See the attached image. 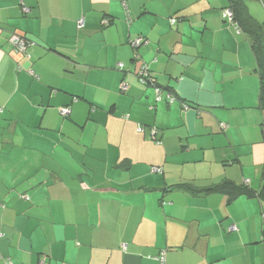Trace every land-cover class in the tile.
<instances>
[{
	"label": "crops",
	"instance_id": "obj_1",
	"mask_svg": "<svg viewBox=\"0 0 264 264\" xmlns=\"http://www.w3.org/2000/svg\"><path fill=\"white\" fill-rule=\"evenodd\" d=\"M229 1L0 0V264H264L261 77Z\"/></svg>",
	"mask_w": 264,
	"mask_h": 264
},
{
	"label": "trees",
	"instance_id": "obj_2",
	"mask_svg": "<svg viewBox=\"0 0 264 264\" xmlns=\"http://www.w3.org/2000/svg\"><path fill=\"white\" fill-rule=\"evenodd\" d=\"M247 6L248 5L246 0H230L229 5L226 8H230L233 12L231 23L234 24L238 29L244 30L251 36L252 47L257 60V64L259 66L261 77L260 99L264 104V24L260 23L251 16V14L248 12ZM105 20L106 21L104 23L110 21L107 18ZM146 80L148 84H151L155 87H160L157 82H150V79L148 77L146 78ZM180 187L189 186L184 185ZM213 190H220V188H208L206 192H211ZM227 192L234 195L237 194L236 190H227Z\"/></svg>",
	"mask_w": 264,
	"mask_h": 264
},
{
	"label": "built area",
	"instance_id": "obj_3",
	"mask_svg": "<svg viewBox=\"0 0 264 264\" xmlns=\"http://www.w3.org/2000/svg\"><path fill=\"white\" fill-rule=\"evenodd\" d=\"M123 1H125V0H123ZM223 16L226 19H229L230 21H232V17H233L232 10L230 8H225L224 12H223ZM83 24H84V19L82 18V19L79 20V25L81 26ZM10 40H11V43L13 44V46H15V48H16V50L18 52H20V53L26 52L27 46H28V41L24 38V36H21L19 33H13L11 38H10ZM132 42H133L134 46H139L140 44H142L143 38L142 37H138L136 39H133ZM146 71H147V68L145 70L143 69V71H141V77L140 78L143 81L147 82L146 78L148 77L150 79V82H155L154 79H152V77L149 76V74L147 76V72ZM155 88H156V91L158 93V96L160 97L161 88L160 87H155ZM168 97H169L170 101L174 100V98H175V96L172 93H170ZM70 110L71 109H70L69 106H65V107L61 108V113L64 114V115H67V114L70 113ZM157 131H158V129H156V128L152 129V134L155 135L157 133ZM156 170L161 171V168H157ZM230 228L231 229H235L234 226H231Z\"/></svg>",
	"mask_w": 264,
	"mask_h": 264
}]
</instances>
